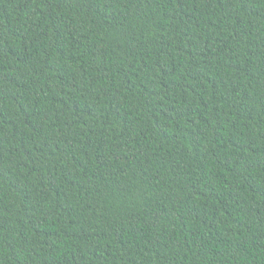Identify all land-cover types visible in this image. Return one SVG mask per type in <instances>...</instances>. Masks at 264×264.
I'll return each instance as SVG.
<instances>
[{"label":"trees","instance_id":"trees-1","mask_svg":"<svg viewBox=\"0 0 264 264\" xmlns=\"http://www.w3.org/2000/svg\"><path fill=\"white\" fill-rule=\"evenodd\" d=\"M0 264H264V0H0Z\"/></svg>","mask_w":264,"mask_h":264}]
</instances>
